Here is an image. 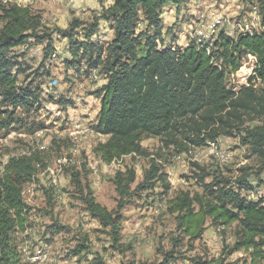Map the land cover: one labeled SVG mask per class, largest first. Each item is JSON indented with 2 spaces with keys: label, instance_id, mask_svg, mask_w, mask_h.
<instances>
[{
  "label": "trees",
  "instance_id": "16d2710c",
  "mask_svg": "<svg viewBox=\"0 0 264 264\" xmlns=\"http://www.w3.org/2000/svg\"><path fill=\"white\" fill-rule=\"evenodd\" d=\"M182 2L113 0L87 26L73 21L66 30H57L68 40L69 68L79 71L85 64L89 75L97 68L103 75V84L93 92L99 110L91 128L105 141L96 145L94 153L109 165L124 157H151L141 146L149 138L158 139L164 148L172 146L179 150L186 145L202 147L219 137L235 136L256 158L255 176L261 181L260 176H264V0H247L250 7L258 9L257 31L237 36L220 31L215 39H192L185 48L163 46L162 9L167 5L179 8ZM1 16L0 131L17 123L14 110L28 111L39 102L35 91L17 86L21 71L18 60L23 55L14 50L32 41L34 45L44 44L43 59L48 65L51 56L57 55L52 32L44 29L39 15L9 4L2 5ZM100 21L109 23L112 31L109 42L94 39ZM79 27H82L81 40L75 39ZM245 56L255 57V76L248 77V87L234 91V87L227 86L226 77L239 69ZM43 76L49 77V70ZM63 100L59 103H71ZM248 119L257 120L258 125L244 127ZM37 162L36 157H12L5 166H0V264H20L14 235L25 231L30 212L22 199L21 180L30 177ZM194 166L198 170L195 178L200 193L179 191L167 201V212L174 216L176 231L189 244L202 238L207 223L222 233L231 226L234 229L233 244L222 257L195 256L187 259L188 263L227 264V257L243 252L247 260L239 259L237 264H264V196L256 200L248 198L258 191L252 187L250 175L241 174L234 181L213 176L206 183L209 174ZM134 180L131 171L117 173L113 185L119 200L128 197ZM72 181L80 188L78 174ZM156 185L161 187L162 196L170 190L153 156L142 182L134 190L153 192ZM83 203L90 217L98 221L110 248L119 253L128 251L121 242L119 211H108L98 204L88 186ZM181 242L175 239L173 243L177 246ZM90 248L89 239H84L75 245L71 255L80 256L90 252ZM93 260L94 264H104L97 256ZM169 261L173 258L166 253L160 264Z\"/></svg>",
  "mask_w": 264,
  "mask_h": 264
},
{
  "label": "rangeland",
  "instance_id": "374dc122",
  "mask_svg": "<svg viewBox=\"0 0 264 264\" xmlns=\"http://www.w3.org/2000/svg\"><path fill=\"white\" fill-rule=\"evenodd\" d=\"M2 1L0 28L3 22L2 5L17 4L28 8L41 17L44 29L52 32L57 53L51 56L53 60L48 65L43 59L44 44L34 45L31 41L28 46L14 50L23 55L18 60L21 71L17 86L29 88L39 96L38 104L30 110H14L17 123L0 131V166H5L12 157L31 156L38 159L30 177L21 180L22 199L30 212L25 231L14 235L20 264H94L96 256L104 264H160L166 253L173 258L169 264H189L187 259L195 256L222 257L233 244L234 226L222 233L207 223L202 238L187 244V240L176 231L174 216L167 212V201L179 191L200 193L201 187L195 178L198 170L194 165L209 174L205 178L206 183L213 176L234 181L241 174H248L252 187L258 190L257 195L255 192L248 198L256 200L264 196V176H260L261 181L256 178L257 160L240 143L239 137H219L207 142L206 146L186 145L179 150H174L172 146L164 148L158 139L149 138L143 140L141 146L151 157H124L109 165L101 162L94 149L105 138L94 133L91 126L99 106L93 92L101 85L103 75L99 73L100 68L92 70L89 75L85 64L79 71L69 68L66 65V61L71 60L68 40L57 30H66L73 21L87 26L97 14L111 6L113 0H96L100 4L99 9H90L82 2H79L80 8H75L78 0L73 4L71 0H9L6 4ZM161 14L162 32L169 31L162 33L160 41L163 46L175 41L182 43L179 37L185 31L187 41H191L194 39L193 29H197L199 23L206 26V32L197 31L195 39L207 40L212 38L207 33H214L215 30L216 35L223 31L237 36L240 28L250 26V21L254 20V8L247 4V0H183L179 8L167 5ZM213 21L217 22L216 28ZM81 28L75 31L77 40L83 38ZM245 32L249 29L240 30V33ZM96 34V41L109 42L112 38L109 23L100 21ZM254 63L255 60L252 61V70H245L249 67L245 65L249 64L248 59L246 56L242 59L241 74H244V79L252 75ZM45 70H49V77L43 76ZM53 79L57 82L56 88H50ZM244 79L227 76V83L236 91L244 86ZM63 99L70 100L72 104L59 103L65 101ZM77 124L80 128L76 127ZM255 125H258L257 120L248 119L244 127ZM215 142L219 143V148L213 152L210 145ZM223 153L231 156L226 163H221L219 159ZM153 156L170 185V190L163 196L159 185L153 192L134 190L142 182ZM126 171L133 172L135 180L129 188L128 197L121 201L113 179L117 173ZM77 174L80 188L72 181ZM87 186L98 204L108 211H119L121 242L123 247L129 248L128 251L119 253L111 249L98 221L88 214L83 203ZM120 203L121 208L118 207ZM87 238L91 243L90 252L72 256L75 245ZM175 239H181L182 244L175 246ZM242 258L247 260L243 252H236L227 257L225 263L237 264Z\"/></svg>",
  "mask_w": 264,
  "mask_h": 264
},
{
  "label": "built area",
  "instance_id": "2783aa9c",
  "mask_svg": "<svg viewBox=\"0 0 264 264\" xmlns=\"http://www.w3.org/2000/svg\"><path fill=\"white\" fill-rule=\"evenodd\" d=\"M9 2V0H7L6 1V3H8ZM75 2V0H71V4H73ZM5 3V4H6ZM259 14H258V9H257V6L254 8V20L253 21H250L251 23V25L250 26H246L245 28H240V30H242V29H249V32H254V31H257L258 29H257V22H259ZM212 24H215V28H216V24H217V22L216 21H213V23ZM240 30H239V33H240ZM193 31H194V40H195V35H196V33H197V31H205L206 32V26L205 25H203L202 23H199L198 24V27H197V29H193ZM207 34H209V35H211L212 37H213V39H215L216 38V30H215V32L214 33H207ZM56 58V57H55ZM247 59H248V63L249 64H245V65H248L249 67L248 68H246L245 70H252V61L253 60H255V57L253 56V57H246ZM52 61V60H51ZM241 65H240V67H239V69L236 71V72H234V73H228L227 74V76H233V75H235L237 78H242V79H244V74H241ZM255 75H254V73L252 72V77H254ZM227 78V77H226ZM249 80L250 79H244V87H248L249 85H250V82H249ZM227 86H228V83H227ZM57 87V82H56V80H54L53 79V84H51L50 85V88H56ZM229 87V86H228ZM230 89H231V87H229ZM254 88H256V87H254ZM77 128H80V125L79 124H77V126H76ZM208 149H209V147H207ZM231 156H230V154L229 153H223L222 154V156L221 157H219V159H220V161H221V163H226V160L227 159H229ZM218 161V160H217ZM221 165V164H220ZM248 197H251L250 195L248 196ZM254 198V197H253Z\"/></svg>",
  "mask_w": 264,
  "mask_h": 264
},
{
  "label": "crops",
  "instance_id": "0c3cea01",
  "mask_svg": "<svg viewBox=\"0 0 264 264\" xmlns=\"http://www.w3.org/2000/svg\"><path fill=\"white\" fill-rule=\"evenodd\" d=\"M79 2H82V3H85V4H87V7H89L90 9H99L100 8V4H99V2L98 1H96V0H78V1H76L75 2V8H80L81 7V5H80V3ZM98 2V3H97ZM176 7V6H175ZM163 9H165V8H163ZM55 14V13H54ZM55 16H58V15H56L55 14ZM162 16H163V14H161V19H162ZM195 21H197V20H195ZM191 22H193V20L191 21ZM257 24H258V22H257ZM168 31L166 30V32L165 33H167ZM186 32V31H185ZM182 33V34H180V37H179V39L181 40H183L184 41V38H185V42H183L182 41V43H180V42H178V41H175V43L174 44H172V45H174V46H177V47H180V48H185V47H187L188 46V43L190 42V41H187V38H188V36H187V32L186 33ZM163 33V32H162ZM165 33H163V34H165ZM225 34H227V33H225ZM227 35H229V34H227ZM186 36V37H185ZM103 84V81L101 82V85ZM98 110H99V106H98V109H97V112H98ZM96 115H97V113H96ZM96 115H95V117H96Z\"/></svg>",
  "mask_w": 264,
  "mask_h": 264
},
{
  "label": "bare ground",
  "instance_id": "6f19581e",
  "mask_svg": "<svg viewBox=\"0 0 264 264\" xmlns=\"http://www.w3.org/2000/svg\"><path fill=\"white\" fill-rule=\"evenodd\" d=\"M6 1H7V0H3V1H2L3 4H5ZM52 60H53V59H52ZM213 146H215V148H213ZM210 147H211V149L213 150V152H216V151L218 150V148H219V143H218V142H215V143L211 144ZM257 194H258V192L256 193V195H257Z\"/></svg>",
  "mask_w": 264,
  "mask_h": 264
}]
</instances>
